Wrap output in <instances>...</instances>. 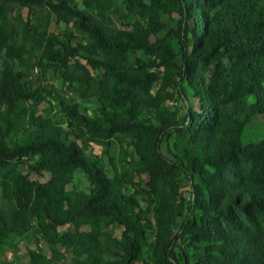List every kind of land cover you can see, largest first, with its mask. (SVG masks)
<instances>
[{
	"label": "trees",
	"instance_id": "1",
	"mask_svg": "<svg viewBox=\"0 0 264 264\" xmlns=\"http://www.w3.org/2000/svg\"><path fill=\"white\" fill-rule=\"evenodd\" d=\"M81 4L0 0V189L7 206L0 209V254L38 234L49 245L71 250L78 258L71 264H136L150 234L153 264H191L188 255L175 252L178 241L201 245L202 254L192 264H264V137L240 144L250 119L264 116V0H131L130 12L143 23L135 22L130 30L107 23L112 0ZM16 9H27L33 19L24 21L17 12L12 21ZM161 14L179 16V53L168 40H154L164 30ZM52 21L66 27L62 40L50 32ZM68 28L86 40L73 46ZM136 52L148 61L131 60ZM154 66L163 74L150 71ZM34 68L42 78L50 69L59 71L83 103L96 97L94 118L77 103H57L79 129L74 142L33 115L36 131L21 137L18 108L44 98L26 85V69ZM90 70L103 72L98 84ZM181 85L185 114L174 126L170 161L159 145L170 127L162 91ZM249 97L251 103L245 101ZM143 111L159 127L141 120ZM84 130L95 140L118 134L134 141L144 166L137 175L146 209L135 199L139 193H123L135 186L126 170L113 167L108 177L101 157L84 154L78 143L85 140ZM28 156L36 158L29 165L32 173L50 175L46 182L17 172L15 161ZM75 170L89 182L88 194L66 191ZM180 175L189 184L190 198L187 217L173 236ZM84 225L89 232H80ZM113 225L123 229L120 252L105 256L100 236ZM64 226L71 231L59 233ZM27 254L26 264H56V252L50 259L36 251Z\"/></svg>",
	"mask_w": 264,
	"mask_h": 264
},
{
	"label": "rangeland",
	"instance_id": "2",
	"mask_svg": "<svg viewBox=\"0 0 264 264\" xmlns=\"http://www.w3.org/2000/svg\"><path fill=\"white\" fill-rule=\"evenodd\" d=\"M82 0H71L72 5L81 8ZM131 0H112V12L108 13L107 16L110 18L111 26L120 30H130L135 22L143 23L142 19L137 15L130 12ZM147 3L148 0H145ZM19 12L24 21L33 19L34 14L29 12L27 9H16L12 15L11 20L16 17V13ZM160 21L164 25V30L159 33L154 40H168L173 49L176 52L181 50V42L176 36L178 30L179 16L177 14L172 15H160ZM66 27L62 24L57 25L52 21L50 26V32L59 40L64 38ZM71 35V44L75 46L77 43L85 41L86 35L77 32L74 28L67 29ZM134 58L140 59L147 62L148 59L144 57L141 52H136L131 56V60ZM82 64H84L81 61ZM33 64V63H32ZM70 66L74 69V62H70ZM150 71H155L160 75L163 74L162 68H157L154 66ZM91 78L94 84H98V81L103 79V72H95L90 70ZM25 82L26 85L31 89H38L39 92L44 95L43 99L38 103L32 104L31 102H26L20 105L18 112L20 113L21 120L19 122V130L22 136H28L31 132L36 131V128L32 125L33 119L30 117L33 115L35 118L39 117L44 120L51 128L55 129L57 133L64 138L69 139V141L74 142L76 136L79 134V129L75 128L66 116L62 115L58 109V101H65L67 103H77L80 108L84 109V114L87 117L94 118L96 110V97L92 98L91 103H83L79 98L78 94L73 92L68 88L67 84L62 80L59 71L50 69L45 78L39 74L38 69L33 70L26 69L25 72ZM160 88L156 85L153 88V93ZM185 86L181 85V88L174 86L171 89H163L162 100L163 107H165L168 114L170 127L165 131V135L159 141L160 152L168 160L173 161L172 155L174 154L173 142L175 139L174 126L181 124L183 116L185 114V107L183 101ZM46 91V92H43ZM183 91V92H182ZM185 97L186 94L184 95ZM246 102L251 103L252 98H246ZM154 116L148 111H143L139 118L146 122L147 124H153L155 127H159V122L153 119ZM264 116L256 115L250 119L245 129L240 137V144L242 146H247L250 144L259 143L264 137ZM84 141H78L82 147L84 154L86 156H97L103 159V169L108 177L113 176L112 168L116 167L119 170H126L128 174L133 179L135 183L134 187H125L123 193L125 195H133L134 193H139L135 199L142 209L147 208V199L141 196V189H144V184H141L138 178V170L144 169L143 163L136 155L133 144L134 141L127 136H122L118 134H113L108 139L95 140L92 134H88L86 130L83 131ZM36 160L35 157L28 156L23 157L15 161V169L18 173L25 176L31 181H37L40 183L46 182L50 175L48 173H42L41 175H36L29 170V165H31ZM142 181L146 182L148 178L146 175L141 176ZM177 187L179 189V201L175 209V223L172 227L173 236H175L187 217V205L190 198L189 195V184L183 175H180L176 180ZM91 190V186L87 181L86 177L79 171L75 170L73 172L71 182L66 186V191L68 192H79L82 194H88ZM141 192V193H140ZM182 199V200H181ZM154 200L153 202H155ZM157 205V202H156ZM0 209L7 211V206L3 202L1 197L0 189ZM149 218L153 225L155 224V218L152 213H150ZM90 226L84 225L80 228V232L87 233L90 231ZM71 228L69 226H64L58 229L59 233L70 232ZM123 229L120 226L113 225L104 228L105 235L100 236V244L105 256L119 254V246L117 244L121 239ZM153 235L148 234L146 245L143 246L142 261L136 264H153L151 260V253L149 246L153 241ZM175 252L179 257L183 255H188L189 262L194 263L195 259L202 254V248L200 244H190L189 242L178 241L174 245ZM28 251H36L47 259L52 258L53 253L55 254L56 264H71L73 259H78L71 250L60 245H49L47 244L40 235H36L35 238L24 237L18 241L16 249L6 248L5 251L0 254V264H26L28 262ZM85 257H80L79 261H83Z\"/></svg>",
	"mask_w": 264,
	"mask_h": 264
}]
</instances>
